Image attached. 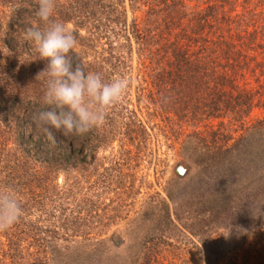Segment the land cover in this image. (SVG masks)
<instances>
[{
	"label": "trees",
	"instance_id": "trees-1",
	"mask_svg": "<svg viewBox=\"0 0 264 264\" xmlns=\"http://www.w3.org/2000/svg\"><path fill=\"white\" fill-rule=\"evenodd\" d=\"M0 5L10 10L0 22V57L11 55L0 69V191L16 193L23 209L10 230L33 247L16 248L21 264H154L168 247L179 248L184 232L201 246L205 264H264V115L246 124L254 108L264 111V0H56L54 19L77 27L73 62L111 81L126 77L135 50L143 72L137 101L160 118L161 130L184 134L163 194L150 193L118 238L92 241L68 235L76 225L55 219L60 202L50 211L47 195L30 182L56 171L94 173L99 146L116 132L135 143L136 159L151 132L119 102L87 134L52 129L55 142L47 139L33 116L49 110L41 103L46 78L37 79L49 61L24 38L26 27H43L38 0ZM203 121L206 130L198 127ZM10 140L15 162L2 151ZM114 169L120 184L124 173ZM6 253L0 247V264Z\"/></svg>",
	"mask_w": 264,
	"mask_h": 264
},
{
	"label": "rangeland",
	"instance_id": "rangeland-1",
	"mask_svg": "<svg viewBox=\"0 0 264 264\" xmlns=\"http://www.w3.org/2000/svg\"><path fill=\"white\" fill-rule=\"evenodd\" d=\"M127 2L128 0H126ZM9 13L10 10L7 7L0 5V22L2 26L8 19ZM130 16L131 12L128 10V18ZM67 26L73 33L77 29L73 20L69 21ZM80 32L85 34L86 30L82 28ZM104 41L103 38L99 39L97 42L98 49L105 46ZM80 48V45H77V49ZM132 55V68L126 75V78L130 80V87L120 102L134 108L138 116L148 126L151 137L146 152L141 151L138 158L135 159V143L116 132V134H111L110 140L106 144L99 146L96 161L98 168L94 173L90 175L78 174V177H74L72 173L68 176L64 171H56L49 178L32 179L30 182L34 186L35 192L47 195L46 200L50 211L53 206L60 202L63 209L59 208L54 211L56 214L55 219H57V215H60L59 217L62 215L67 217L69 223H75V231H72L71 227L73 226L71 225L70 229L66 230L68 235L76 233L73 238L77 241H86L83 240L84 238H90L87 239L88 241L101 238L112 240L118 238L131 217L140 211L144 200L150 193L158 191L163 194L164 186L175 171L179 160L178 148L184 134H176L178 137H175L176 135L161 130L160 127H162L163 122L160 118L147 114L144 103L137 101L139 93L137 87L143 82V72L135 50H133ZM10 58L11 55L9 54L0 57V69L1 66H5L10 61ZM263 115L264 111L262 109L254 108L247 118L246 124ZM198 127L200 130L208 129L204 121L200 122ZM189 128L187 127L186 131ZM14 146V143L10 140L2 151L6 153L8 158L14 159L15 162ZM127 149L130 151L125 152ZM14 162L12 160L10 164L12 165ZM5 163L6 161L1 162L2 165ZM116 166H120L121 171L124 173L120 184L112 176L115 173L117 174L114 169ZM103 174H111V178L109 175L108 178H103ZM101 179H105V184L108 180L109 187L103 186L104 182ZM122 184H126L128 188L125 189L126 192L118 193L122 188L120 189L117 186ZM14 194L16 195V193ZM36 212L39 213V211ZM77 214L80 217L75 220L73 216ZM45 217L51 218L48 214H45ZM43 223H47V221H43ZM13 228L0 231V247L7 252L4 264L25 263V256L20 258L17 250L21 249L22 252H26L27 248L29 250L33 248L29 246L27 239H16V234L11 236L10 230ZM61 231L63 232V229ZM176 244L179 248L168 247L169 249H166L158 262L154 264H205L203 250L191 234L188 232L179 234ZM11 254L13 255L9 256Z\"/></svg>",
	"mask_w": 264,
	"mask_h": 264
},
{
	"label": "clouds",
	"instance_id": "clouds-1",
	"mask_svg": "<svg viewBox=\"0 0 264 264\" xmlns=\"http://www.w3.org/2000/svg\"><path fill=\"white\" fill-rule=\"evenodd\" d=\"M56 0H38L36 17L43 27L34 23L24 30V38L34 45L40 59L49 63L37 79L45 77L41 98L43 110L33 116L37 129L50 141L55 133L64 136L85 135L106 122L107 110L126 95L130 81L120 77L106 81L102 73L85 71L74 63L70 53L78 41L67 24L54 19ZM23 214L14 194L0 191V231L13 227Z\"/></svg>",
	"mask_w": 264,
	"mask_h": 264
}]
</instances>
